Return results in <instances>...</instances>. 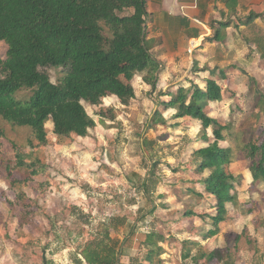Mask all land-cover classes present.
<instances>
[{"label":"rangeland","instance_id":"rangeland-1","mask_svg":"<svg viewBox=\"0 0 264 264\" xmlns=\"http://www.w3.org/2000/svg\"><path fill=\"white\" fill-rule=\"evenodd\" d=\"M166 7L165 0H153L147 23L150 52L160 64L155 85L145 81L152 74L143 72L132 80L135 97L128 103L116 95L99 105L84 102L96 122L86 136L60 137L48 121V142L39 144L31 128L0 118V264H75L89 241L109 242L107 229L123 242L121 264H151L145 245L150 232L165 237L152 264H202L183 257L189 247L192 256L221 249L223 259L213 264H264V182H252L241 151L264 131V25L232 26L215 40L214 30L199 35L191 29L196 20L174 8L168 16ZM7 51L0 40V56ZM41 70L54 83L65 72ZM210 78L222 86L223 99L210 102L208 110L231 125L221 145L233 148L227 168L242 180L219 234L204 240L203 230L211 228L208 215L217 212L211 197L189 191L204 190L193 165V152L207 145L199 136L201 122L175 118L176 110L161 102L180 87L204 88ZM31 95L24 90L18 97ZM157 109L166 123L148 126ZM208 132L212 135V128ZM189 210L207 216L187 217Z\"/></svg>","mask_w":264,"mask_h":264},{"label":"trees","instance_id":"trees-1","mask_svg":"<svg viewBox=\"0 0 264 264\" xmlns=\"http://www.w3.org/2000/svg\"><path fill=\"white\" fill-rule=\"evenodd\" d=\"M149 0H0V40L8 45L6 57L0 56V118L18 126L32 129L39 144L48 142L46 123L52 121L54 133L60 137L86 136L96 122L85 108L84 102L99 105L102 100L116 95L123 103L135 97L132 80L143 72L152 74L145 81L155 85L159 62L150 52L147 23L151 17ZM259 15L234 21L235 27L248 25ZM232 22L222 21L215 30V40H222L224 30ZM45 67H62L64 74L54 83ZM223 73V71H220ZM28 90L31 96L18 97ZM161 102L166 109H175V118H195L201 122L200 138L207 142L193 152V165L201 176L196 183L204 190L190 192L212 199L216 214L208 215L211 228L204 229V240L220 232V224L228 217V203L237 200L236 187L242 176L228 170L233 160L232 147H224L228 140L225 131L230 124H222L210 115L212 101L223 99L220 83L210 78L204 88L193 85L165 93ZM166 123L157 109L148 126ZM212 128V135L208 129ZM4 132L0 125V141ZM241 146V145H239ZM248 160L253 183L264 182V131L241 146ZM22 165V163H20ZM19 165V166H20ZM13 175L12 167L8 169ZM207 172V173H206ZM146 190V183L144 184ZM187 217L207 215L189 210ZM104 239H93L84 247L75 264H121L123 242L107 233ZM165 239L155 232L147 234L146 260L152 264L153 254ZM239 239V237L237 238ZM190 246H201L197 240L185 241ZM183 257H193L202 264L222 260V250L213 249L192 256L189 247ZM218 260V261H219ZM226 264H233L232 261Z\"/></svg>","mask_w":264,"mask_h":264},{"label":"crops","instance_id":"crops-1","mask_svg":"<svg viewBox=\"0 0 264 264\" xmlns=\"http://www.w3.org/2000/svg\"><path fill=\"white\" fill-rule=\"evenodd\" d=\"M152 2L153 0L148 1L149 9ZM165 4L168 8L163 9L165 13H168V16L169 12H172L171 9L174 8L183 17L191 19V22L196 20L198 24L192 25L191 23V29L199 35L211 34L212 30L218 29L222 21H231L232 24L224 29L227 30L234 26L235 20L248 17L252 13L259 16L250 24L242 25V27H248L258 22H262L264 25V0H165ZM216 23L219 24L218 27L215 26ZM199 41L198 39L193 41L194 47L199 44Z\"/></svg>","mask_w":264,"mask_h":264}]
</instances>
